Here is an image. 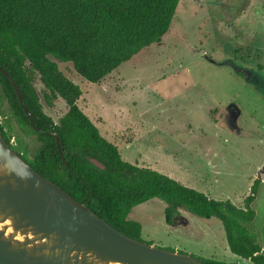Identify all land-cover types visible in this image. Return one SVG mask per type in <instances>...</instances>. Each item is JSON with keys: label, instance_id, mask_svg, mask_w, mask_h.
I'll return each instance as SVG.
<instances>
[{"label": "rangeland", "instance_id": "1", "mask_svg": "<svg viewBox=\"0 0 264 264\" xmlns=\"http://www.w3.org/2000/svg\"><path fill=\"white\" fill-rule=\"evenodd\" d=\"M50 60L79 88L76 105L123 161L238 208L258 179L252 227L264 249V0H179L161 43L96 84L70 63ZM33 84L43 111L58 123L65 102L58 97L46 105L39 76ZM0 125L16 151L31 160L38 140L18 127L1 93ZM165 207L152 199L129 213L141 225L143 242L252 264L229 251L217 218L200 219L180 206L168 225Z\"/></svg>", "mask_w": 264, "mask_h": 264}, {"label": "trees", "instance_id": "2", "mask_svg": "<svg viewBox=\"0 0 264 264\" xmlns=\"http://www.w3.org/2000/svg\"><path fill=\"white\" fill-rule=\"evenodd\" d=\"M178 3L179 0H0V93L18 127L27 128L38 140L32 159L16 151L1 125L0 132L11 150L42 178L124 235L143 242L140 223L129 220L128 215L134 207L160 199L166 204L168 225L180 206L200 219L215 217L223 225L232 254L252 264H264V249L252 227L255 213L251 203L259 188L258 179L244 199V207L238 208L229 200L210 199L168 176L123 161L117 147L100 135L76 105L81 95L79 88L65 79L50 60L70 63L77 75L96 84L141 51L160 44ZM2 71L19 87L33 125ZM35 75L43 85L46 105L51 106L52 100L59 97L67 106L58 123L43 111L33 84ZM85 157L97 160L104 169ZM197 259L202 264H233Z\"/></svg>", "mask_w": 264, "mask_h": 264}, {"label": "water", "instance_id": "3", "mask_svg": "<svg viewBox=\"0 0 264 264\" xmlns=\"http://www.w3.org/2000/svg\"><path fill=\"white\" fill-rule=\"evenodd\" d=\"M2 73L33 125L19 87ZM56 143L59 150L57 137ZM85 158L104 169L97 160ZM0 264L202 263L189 254L160 249L119 232L36 173L0 132Z\"/></svg>", "mask_w": 264, "mask_h": 264}, {"label": "crops", "instance_id": "4", "mask_svg": "<svg viewBox=\"0 0 264 264\" xmlns=\"http://www.w3.org/2000/svg\"><path fill=\"white\" fill-rule=\"evenodd\" d=\"M113 144V143H112ZM125 144H128V143H125ZM115 145V144H114ZM118 149V148H117ZM152 170V169H151ZM209 259H213V258H209Z\"/></svg>", "mask_w": 264, "mask_h": 264}]
</instances>
